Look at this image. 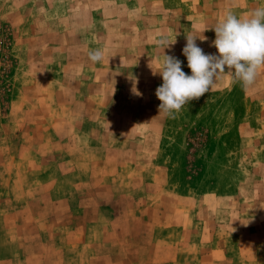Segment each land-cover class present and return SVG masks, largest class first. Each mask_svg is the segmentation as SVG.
Here are the masks:
<instances>
[{"label": "rangeland", "instance_id": "374dc122", "mask_svg": "<svg viewBox=\"0 0 264 264\" xmlns=\"http://www.w3.org/2000/svg\"><path fill=\"white\" fill-rule=\"evenodd\" d=\"M260 6L0 0V264H264V70L174 118L154 74Z\"/></svg>", "mask_w": 264, "mask_h": 264}, {"label": "clouds", "instance_id": "9594fccd", "mask_svg": "<svg viewBox=\"0 0 264 264\" xmlns=\"http://www.w3.org/2000/svg\"><path fill=\"white\" fill-rule=\"evenodd\" d=\"M207 30V29H204ZM202 38L189 34L182 54L186 57L190 75L182 70L181 61L174 55L165 54V49L175 44V38L162 37L155 41L163 51L159 68L154 74L162 77V84L155 90L160 101L159 113L174 118L192 100L204 96L221 74H227L232 84L243 88L254 85L258 74L264 70V6L252 9L246 17L232 10L225 11L223 17L212 29V42L216 54H206L196 40ZM93 63L103 60L104 50L96 48L87 53ZM139 95V93H136Z\"/></svg>", "mask_w": 264, "mask_h": 264}]
</instances>
